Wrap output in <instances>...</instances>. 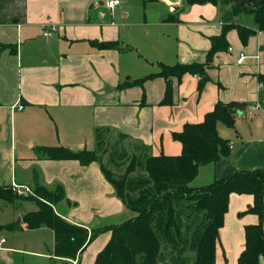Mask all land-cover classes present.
<instances>
[{
  "label": "crops",
  "instance_id": "0c3cea01",
  "mask_svg": "<svg viewBox=\"0 0 264 264\" xmlns=\"http://www.w3.org/2000/svg\"><path fill=\"white\" fill-rule=\"evenodd\" d=\"M119 1L109 8L104 0H0V186L33 193L37 185H59L62 197L51 205L53 211L88 232L136 213L104 176L100 156L84 165L76 159L45 158L42 147L95 150V130L105 129L106 140L115 141V149L130 158L179 155L181 144L172 134L186 123L201 122L217 102L233 101L245 104L234 113V126L217 123L218 134L229 141V156L201 166L190 184L201 186L235 170L264 169V100L259 97L262 91L264 99V84L258 80L264 75V31L244 10L264 0L192 5L178 0L173 12L167 0ZM169 16L177 20H166ZM230 23L253 32L245 42L236 28L226 32L228 48L212 56L201 86L200 74L172 78V102L162 104L164 78L129 84L157 72L159 63H205L211 38ZM45 29H53L50 37L43 36ZM104 42L115 45L105 47ZM245 116L249 128L244 131L238 119ZM197 180L207 182L193 185ZM0 200L1 213L4 206L19 204ZM252 203L249 194L229 195L214 264H237L244 227L258 222L247 211ZM37 209L12 208L14 214L0 218V238H5L0 264H70L71 258L53 254L50 228L30 229L22 222ZM17 218L20 223L14 222ZM110 235L106 230L90 240L75 255L80 264H93ZM259 264H264L263 256Z\"/></svg>",
  "mask_w": 264,
  "mask_h": 264
},
{
  "label": "trees",
  "instance_id": "16d2710c",
  "mask_svg": "<svg viewBox=\"0 0 264 264\" xmlns=\"http://www.w3.org/2000/svg\"><path fill=\"white\" fill-rule=\"evenodd\" d=\"M217 1L185 0V3L215 4ZM232 9L237 11L235 7ZM244 10L254 15L258 28L264 31V3L257 8ZM166 20L176 21L177 18L169 16ZM230 28L238 30L243 42L253 32L237 23L223 25L221 33L211 38V48L205 63H159L157 72L135 79L129 84L142 85L148 79L162 77L166 81V87L160 103L170 104L172 78L180 79L185 73L200 74L199 85L204 84L208 78L205 67L210 64L212 56L228 48L226 32ZM101 44L105 47L115 45L113 42ZM258 80L264 84V75H259ZM259 97L260 101L264 100L262 91ZM244 106V103L233 101L217 102L201 122L186 123L181 131L174 132L173 138L181 144L179 155L159 154L130 158L127 152L117 149L110 151L108 161L116 169L122 168L126 160H129V164L120 175L115 176L111 167L101 163L102 172L124 205L136 213L134 217L118 224L98 227L88 232L82 226L65 221L51 206L53 201L62 197L59 185L53 189L37 185L33 193L27 194H18L10 185L0 186V199L10 203L15 200L35 201L38 209L25 214L22 222L30 229L41 226L50 228L54 234L53 254L58 257H75L97 234L109 230L110 238L96 254L93 264H161L166 249L168 264H214L218 230L223 224L229 195L249 194L253 197V203L247 211L255 214L258 222L244 227L245 243L237 264H259V257H264V169L235 170L224 178L213 179L201 186L190 184L201 166L229 156V141L218 134L217 123L232 128L234 113ZM95 139V150H72L56 146L42 147L41 152L45 158L76 159L86 165L101 160L98 154L106 151L105 129H96Z\"/></svg>",
  "mask_w": 264,
  "mask_h": 264
},
{
  "label": "rangeland",
  "instance_id": "374dc122",
  "mask_svg": "<svg viewBox=\"0 0 264 264\" xmlns=\"http://www.w3.org/2000/svg\"><path fill=\"white\" fill-rule=\"evenodd\" d=\"M249 120H251L250 118H249ZM245 121H248V117L247 116H245L244 118H239L238 119V123H240L241 124V126L243 127V129H244V131L246 130V129H248L249 127L246 125V123H245ZM234 123H235V121H234ZM227 132V134L231 137V130L230 129H228L227 128V130H226ZM232 138V137H231ZM115 141H108V140H106V151L104 152H100L99 154H98V156H100V158L102 159V161H104V164H106V165H108L109 167H111V170L112 171H114L115 173H114V175L116 176H118V175H120L123 171H124V169H125V166L127 165V164H129V160H126L125 161V164L122 166V168H118V169H116L115 168V166L113 165V163H111L110 161H108V157H109V153H110V151H112V150H115V147H116V143H114ZM117 150H118V148H116ZM115 155V154H114ZM205 172V170L204 169H202L201 170V174H200V176L201 177H203V173ZM201 179V178H200ZM206 180V179H205ZM205 182H207V181H205ZM205 182H203V183H205ZM202 182H200V181H196V182H193V185H198V184H203ZM191 184H192V182H191ZM1 201V200H0ZM53 202H55V201H53ZM5 203H7V202H5ZM16 203H19L18 205H15V206H13V205H11V206H9L8 208H6L7 206H4L5 207V211L3 212V213H1L0 212V218H2V219H6V218H8L9 216H11L12 214H14V212H12V208H16L17 210H20V211H23V210H25V211H28V210H35L36 209V205H35V203L33 202V201H31V200H17L16 201ZM10 209H11V211H10ZM131 211V210H130ZM129 211V213H130V215L133 213L132 211V213ZM133 215H134V213H133ZM128 216V215H127ZM128 217H123L122 219H121V221L122 220H125V219H127ZM17 220H18V218L17 219H15L14 220V222H17ZM117 222H119V221H117ZM189 255H191V254H189ZM167 257H168V249H166V251H165V257L163 258V260L161 261V264H168V260H167ZM193 262V261H192Z\"/></svg>",
  "mask_w": 264,
  "mask_h": 264
},
{
  "label": "built area",
  "instance_id": "2783aa9c",
  "mask_svg": "<svg viewBox=\"0 0 264 264\" xmlns=\"http://www.w3.org/2000/svg\"><path fill=\"white\" fill-rule=\"evenodd\" d=\"M105 4L107 7L109 8H113L114 6L118 5L120 3L119 0H104ZM174 4L170 3L169 6V10L171 12L175 11V7L173 6ZM52 31L53 29H45L43 31V36L44 37H50L52 35ZM243 59V55H240V57L236 60L237 63H240ZM261 85V84H260ZM258 106V105H256ZM19 108H22V106L20 105ZM253 106L249 107V113H251L250 111L253 109ZM14 190L18 193V194H27V193H31V191L28 188H24V190H20L17 187H14ZM5 241V238H0V244L3 243ZM70 264H80V261L78 259L77 256H75L74 258H71L70 260Z\"/></svg>",
  "mask_w": 264,
  "mask_h": 264
},
{
  "label": "water",
  "instance_id": "95a60500",
  "mask_svg": "<svg viewBox=\"0 0 264 264\" xmlns=\"http://www.w3.org/2000/svg\"><path fill=\"white\" fill-rule=\"evenodd\" d=\"M167 1H169L171 4H176L178 2V0H167ZM20 221H21V219L19 218L17 220V223H20Z\"/></svg>",
  "mask_w": 264,
  "mask_h": 264
}]
</instances>
